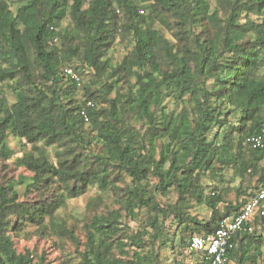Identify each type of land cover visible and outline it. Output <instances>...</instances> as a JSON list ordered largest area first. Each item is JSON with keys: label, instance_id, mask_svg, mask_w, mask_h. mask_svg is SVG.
<instances>
[{"label": "trees", "instance_id": "16d2710c", "mask_svg": "<svg viewBox=\"0 0 264 264\" xmlns=\"http://www.w3.org/2000/svg\"><path fill=\"white\" fill-rule=\"evenodd\" d=\"M115 43L129 47L118 61ZM262 128L264 0H0V159L13 154L11 134L30 145L14 163L32 173L0 181V264H46L15 249L27 226L82 246L78 264H160L167 247L208 264L188 241L264 186V149L247 140ZM18 184L54 193L24 202ZM229 187L236 200L220 208ZM90 188L88 207L107 192L119 207L91 214L81 242L58 209ZM139 215L130 232L123 219ZM263 245L257 214L232 235L225 264H259Z\"/></svg>", "mask_w": 264, "mask_h": 264}, {"label": "rangeland", "instance_id": "374dc122", "mask_svg": "<svg viewBox=\"0 0 264 264\" xmlns=\"http://www.w3.org/2000/svg\"><path fill=\"white\" fill-rule=\"evenodd\" d=\"M63 24H67V20ZM168 36L170 33H167ZM128 46L124 44L115 43L110 49L109 54L112 55L114 61H118L125 54ZM87 77H83L82 84L79 85L76 98L83 93L82 85L87 84ZM11 96H9V100ZM6 143L13 151L10 158L2 160L0 159V181L13 180L17 181L20 175L29 177L32 173L24 167H18L14 163L16 157H20L24 150H29L30 145H24L23 140H18L11 134H8ZM48 155L52 157L53 149L47 148ZM231 170L226 173V178L230 177ZM256 177L251 179L247 178V182L253 184ZM240 184L239 178H235L230 185L236 186ZM17 188L20 191L19 200L24 202H37L41 200L51 199L54 193L53 187H47L44 190L31 189L25 190L23 184H18ZM99 191L96 188H90L84 194L72 198L66 201V205L58 209V213L65 219L68 228H72L75 234L78 236L81 242L85 238L84 222L91 214L96 212L105 213L107 210L117 209L119 205L114 201V195L112 192H107L103 196L102 203L88 207V200L90 197L95 196ZM221 201L218 206L223 208L226 203L234 202L236 200V192L232 187L224 191L219 192ZM175 197L173 194L169 196V201L173 202ZM192 214H196L199 218H208L209 210L206 207L194 205L190 208ZM123 213V212H122ZM123 221L128 225L130 232H136L138 229H142V216H138L137 219H130L125 217ZM13 244L18 252L28 250L32 253L33 261L42 258V262L46 264H78V252L82 250V246H76L72 240L68 237H59L58 233L52 232L50 229L45 231L36 230L34 226H27L22 232L18 234H12ZM179 237L176 235L174 242L177 243ZM144 251V250H143ZM195 255H189L185 248H163L159 251L160 264H170L173 259L179 260L182 264H193L195 262ZM198 258L201 259L199 256ZM259 264H264V245L261 249V255Z\"/></svg>", "mask_w": 264, "mask_h": 264}, {"label": "built area", "instance_id": "2783aa9c", "mask_svg": "<svg viewBox=\"0 0 264 264\" xmlns=\"http://www.w3.org/2000/svg\"><path fill=\"white\" fill-rule=\"evenodd\" d=\"M65 72L75 77L70 69ZM247 140L253 147L264 149V128ZM263 201L264 186L252 195L238 214L224 217L210 236L193 235L188 241L187 250L203 254L208 264H225V254L232 235L248 225L253 216L264 215Z\"/></svg>", "mask_w": 264, "mask_h": 264}]
</instances>
